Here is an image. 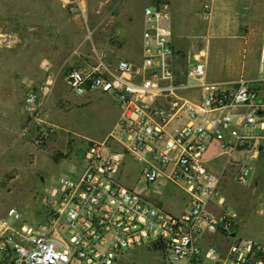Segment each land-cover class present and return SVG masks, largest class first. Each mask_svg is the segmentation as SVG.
I'll list each match as a JSON object with an SVG mask.
<instances>
[{"label": "built area", "instance_id": "built-area-1", "mask_svg": "<svg viewBox=\"0 0 264 264\" xmlns=\"http://www.w3.org/2000/svg\"><path fill=\"white\" fill-rule=\"evenodd\" d=\"M63 3L72 12L85 10L83 0ZM201 11L210 18L211 0ZM171 18L168 0L145 8L140 64L119 61L112 68L94 51L95 67L68 71L73 95L110 96L118 120L103 141H89L80 177L62 178L42 196L46 227L23 223L15 208L0 217V264H118L127 251L143 248L164 264H264V243L238 234L243 218L222 186L230 165L238 167L239 185L258 186L253 161L264 151V78L210 81L204 54L177 72ZM260 64L264 72V45ZM24 108L22 136L34 133L42 147L53 129L43 120L39 92L26 93ZM213 144L218 155L246 159L228 161L217 174L208 157ZM129 161L138 165L137 184L165 181L176 188L179 214L122 181L132 175ZM262 189L256 213L264 218V183Z\"/></svg>", "mask_w": 264, "mask_h": 264}, {"label": "rangeland", "instance_id": "rangeland-1", "mask_svg": "<svg viewBox=\"0 0 264 264\" xmlns=\"http://www.w3.org/2000/svg\"><path fill=\"white\" fill-rule=\"evenodd\" d=\"M185 4L194 7L191 14H197L198 21L203 23L200 0ZM108 21L97 11L72 12L59 0H0V203L7 211L14 207L22 214L23 223L35 229L47 226L42 196L49 195L62 178H79L85 168L83 153L89 141H103L118 120L119 109L110 96L95 92L90 102H86L60 82L69 70L66 61L73 49H87L91 41L89 33L92 32L93 39L100 38L98 35L108 27ZM262 26L263 37L258 39L221 36V31L212 34L210 48L205 52L210 81H229L241 76L264 78L256 54L257 48L264 45V23ZM203 33L202 25L186 28L179 44L191 52L196 46L202 53L204 41L198 39L204 38ZM49 76L52 80L45 85L48 86L46 98L39 86ZM53 79L62 86L61 97L51 94ZM30 90L39 92L43 100V120L55 124L48 128L53 130L42 147L36 146L34 133L22 136L28 120L24 100ZM18 120L21 122L16 126ZM218 153L217 145L213 144L208 157ZM243 157L239 153L221 154L213 157L210 165L221 174L230 158ZM253 164L257 187L238 184L236 165L226 168L222 186L228 204L244 218L238 234L264 242V218L256 213L263 195L264 151ZM127 172L132 175L124 176L122 181L128 187L156 200L166 210L180 213L177 203L180 194L175 187L165 181L137 184L138 165L132 161ZM118 264H164V261L159 253L143 248L127 251Z\"/></svg>", "mask_w": 264, "mask_h": 264}, {"label": "crops", "instance_id": "crops-1", "mask_svg": "<svg viewBox=\"0 0 264 264\" xmlns=\"http://www.w3.org/2000/svg\"><path fill=\"white\" fill-rule=\"evenodd\" d=\"M188 1L189 0H168L171 5V17H173L171 18L173 19V21L171 20V27L173 29L172 43L176 51L173 63L174 68L179 73H184L186 71L187 65L190 61L197 59L201 54L206 55L205 52H208L210 48L209 45L211 44L213 33L221 31V36H249L251 38L257 37V39L263 37L262 25L264 23V0H211L210 18H205L201 11L202 16L204 17L203 23L198 21L197 14H191V11H195V9L194 7L191 8V6L185 4ZM190 2H193V0H190ZM203 2L204 0H200V10L202 9ZM59 3H62L65 7L63 0H59ZM151 3L152 0H83V6L86 11H97L101 17H107L109 19V25L107 28L103 29L100 35H98L100 38L95 37L94 39H90L91 41L87 49H73L66 61L69 70L76 68L88 71L90 68L95 67L97 65V59L94 51L99 52L104 57L106 65L112 68H116L119 61L140 64L142 59L144 10ZM198 25L204 26V38L198 39L199 42L204 41L205 49L202 48V53L198 52L196 46L193 49L194 52H191L187 51V48L179 44L180 40H182V34L185 29L189 27H196ZM260 49L261 47L257 48L256 51L258 61H260ZM260 72L263 73L261 70V64ZM66 75L61 79V81H59L61 83H65L68 88ZM241 77L233 78L229 81L216 82L231 83L236 82ZM208 79H210V77ZM51 80L52 76H49V78L44 80L46 83L44 82L42 86H39L40 88H45L43 91L45 96L42 92L43 97L47 98L46 94L48 86L45 85H48V82ZM53 82L54 86L52 90L54 92L51 91V94L54 93L52 95L54 97L60 96L62 93V86L61 84L58 85V82H55L54 79ZM92 94L93 93L88 94L83 99H85L86 102H90ZM49 98L50 96L48 99ZM117 116H119V113L116 114V117ZM20 122L21 120L15 121V125L17 126ZM49 125L52 124L49 123ZM54 125L55 124L53 123L52 126ZM217 156L219 155L216 154L213 157ZM213 157H209L210 163L212 162ZM241 159H246V157ZM231 160H233V158H230L229 161ZM214 172L217 173L216 171ZM229 206L234 208L231 205ZM10 208L14 207H9L8 210ZM258 208L259 206L256 208V211ZM6 209L7 207H4V205L2 206L0 203L1 218L7 216L8 211Z\"/></svg>", "mask_w": 264, "mask_h": 264}]
</instances>
